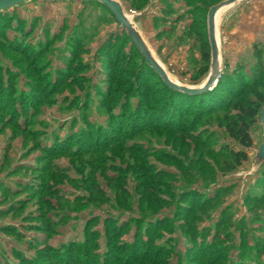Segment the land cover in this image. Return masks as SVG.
Returning a JSON list of instances; mask_svg holds the SVG:
<instances>
[{
    "label": "rangeland",
    "instance_id": "374dc122",
    "mask_svg": "<svg viewBox=\"0 0 264 264\" xmlns=\"http://www.w3.org/2000/svg\"><path fill=\"white\" fill-rule=\"evenodd\" d=\"M115 1L171 81L206 82L227 0ZM214 35L223 102L200 110L98 0L0 10V264H264L259 115L240 164L225 130L226 91L264 89V0L222 5Z\"/></svg>",
    "mask_w": 264,
    "mask_h": 264
},
{
    "label": "trees",
    "instance_id": "16d2710c",
    "mask_svg": "<svg viewBox=\"0 0 264 264\" xmlns=\"http://www.w3.org/2000/svg\"><path fill=\"white\" fill-rule=\"evenodd\" d=\"M257 56H259L260 65H262V54L260 53V49L257 51ZM203 57L208 59V54L204 53ZM260 67L261 66H257L256 69H259ZM262 75L263 73L259 74V72H255V79L245 77L243 79L245 80V85L243 84V87H240L241 85L239 83L235 84V87L237 88L235 91L237 93L241 92L239 96H236L229 90L226 91L225 96H229V98H233L235 101H233L234 103L231 105V108L234 111L232 119L225 117V130L228 136L243 148V150L228 152L230 160L234 164H240L241 162L246 161L248 157L246 149L252 146L249 130L257 121L261 106L264 104V89L257 88L259 86L262 87ZM248 89L250 90L252 97L246 95ZM242 90L244 91L242 92ZM187 99L196 102L199 105L200 110H217L221 108V102H223V96H221L218 91L215 94H209L206 91L197 94H187L186 101ZM169 125H171V122H169Z\"/></svg>",
    "mask_w": 264,
    "mask_h": 264
},
{
    "label": "water",
    "instance_id": "95a60500",
    "mask_svg": "<svg viewBox=\"0 0 264 264\" xmlns=\"http://www.w3.org/2000/svg\"><path fill=\"white\" fill-rule=\"evenodd\" d=\"M27 0H0V10L4 8H8L10 6L16 5L18 3L24 2ZM101 2L109 11L110 13L114 16L115 20L117 23H119L126 31L128 34L129 38L132 40V42L136 45L138 50L141 52L142 56L146 60V62L154 69V71L162 78L163 82L168 85L169 87L173 89H178L182 90L186 93H192L196 94L202 91H205L209 89L213 81L216 78V75L218 73V68L216 64V58H217V51H216V41H215V35H214V27H215V16L217 14L218 9L228 3L236 2L237 0H227L220 4L219 6L213 7L208 14V27H209V33H210V41H211V48H212V58H213V71L209 75L208 79L206 82L200 86V87H187V86H182L176 82L171 81L168 77L165 71L162 69V67L157 63V61L151 56L145 42L139 35L138 31L135 29L133 24L129 22L127 17L122 11L121 6L115 1V0H98ZM259 119L260 123L262 125V138H261V143L258 148L257 152V158L259 160H264V104L262 105L260 112H259Z\"/></svg>",
    "mask_w": 264,
    "mask_h": 264
},
{
    "label": "bare ground",
    "instance_id": "6f19581e",
    "mask_svg": "<svg viewBox=\"0 0 264 264\" xmlns=\"http://www.w3.org/2000/svg\"><path fill=\"white\" fill-rule=\"evenodd\" d=\"M228 4H230V3H228ZM224 5H226V4H224Z\"/></svg>",
    "mask_w": 264,
    "mask_h": 264
}]
</instances>
